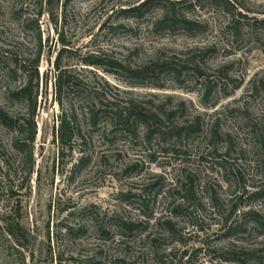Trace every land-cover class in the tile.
Returning a JSON list of instances; mask_svg holds the SVG:
<instances>
[{
  "label": "rangeland",
  "instance_id": "obj_1",
  "mask_svg": "<svg viewBox=\"0 0 264 264\" xmlns=\"http://www.w3.org/2000/svg\"><path fill=\"white\" fill-rule=\"evenodd\" d=\"M145 1L72 0L66 28L76 32L80 55L102 57L103 66L94 70L112 93L119 88L122 98L164 117L175 111L174 125L198 123L199 129L182 147L146 143L144 126L139 139L96 140L89 163L75 168L81 154L61 157L54 143L61 112L52 84L41 86L36 165L27 178L29 165L15 148L26 135L19 121L27 109L15 93L23 83L20 69L35 51L33 29L23 25L34 15V0H0V112L15 118L8 125L0 116V264H58L60 255L65 264H264V26L240 22L242 38L234 44L224 3L153 0L143 18L124 12ZM167 1L202 27L154 31L151 23ZM231 1L249 17L264 19V0ZM42 27L44 38L57 39L48 16ZM207 47L215 50L194 51ZM49 48L42 76L53 69L48 59L55 50ZM195 55L204 56V76L187 70L177 78L158 70L145 80L163 89L142 86L115 66L125 61L138 69L160 56L183 66ZM216 134L218 153L197 147ZM148 217L144 234L121 233V221ZM166 219L176 224L175 234L160 226ZM67 226H82L85 233L68 235Z\"/></svg>",
  "mask_w": 264,
  "mask_h": 264
},
{
  "label": "trees",
  "instance_id": "obj_2",
  "mask_svg": "<svg viewBox=\"0 0 264 264\" xmlns=\"http://www.w3.org/2000/svg\"><path fill=\"white\" fill-rule=\"evenodd\" d=\"M214 1L224 3L228 13L232 14L229 25L233 27L231 38L234 44L238 43L242 38L241 29L239 28L240 22L245 21L250 29L264 26V19L249 17L243 11H239L231 0ZM71 2L72 0H34L32 2L34 15L27 17L23 23L24 26L32 27L35 42V51L32 57L26 59L20 69L23 83L21 88L15 93V96L24 102L27 109L23 119H16L17 121L20 120L19 122H23L21 127L26 130V133L24 132L26 135L22 140H18L15 145L18 152H21L24 156L26 164L29 165L27 178L32 176L36 165L34 156L38 131L35 119L40 106V96H42L41 86L48 88L50 84L53 87V101L59 106L61 112L58 117V128L54 132V143L59 145L61 157L66 152L71 155L76 152L81 154V157L77 159L75 168L86 166L89 163L90 154L95 150L96 140L115 143L123 138L125 140L129 138L139 139V129L142 126H144L145 130L146 143L151 144L154 139H159L165 144V148L169 146L182 147V144L199 129L198 123L185 127L176 126L172 121L177 112L171 111L164 117L163 113L147 111L135 100L122 98L121 95L124 92L121 89L117 88V94H114L110 87H107L109 86L108 83L103 86L94 70L103 66L102 57L95 54L80 55L81 49H77L76 41L72 38L76 35V32L70 35V29L66 28L68 6ZM151 2L153 0H147L138 7L125 10L124 12L137 13L139 17L143 18L144 10ZM175 5L174 1H167V7L163 13L151 23L154 31L168 30L176 32L184 29L186 32H193L202 27L199 22L178 13ZM44 16H48L50 26L53 27L57 39L52 40L50 35L44 38L42 27ZM48 47H50L49 52L52 49L55 50V52H50L51 55L48 59L50 67L53 66V69L46 76H42L40 65ZM214 50V47H207L203 49L197 48L194 51L206 55ZM54 55L55 60L52 62ZM79 55L80 57L75 59L74 56ZM203 57L202 55L190 57V59L183 62V66L177 65L175 57L165 59L161 56L156 57L151 64L148 63L138 69H133L125 61H118L119 63H116L115 66L125 70L133 79H141L142 83L140 85L142 86L163 89L164 85L146 83L145 80L155 78L158 70L161 73L168 72L169 75H175L177 78L182 77L187 70L203 77L205 70ZM66 59H71L74 62L65 64ZM128 85L137 86L134 83H128ZM181 106L185 107L186 105L182 103ZM0 116L5 124L13 125L15 118L9 117L4 111L0 112ZM217 138L216 134L207 143L199 141L197 147L202 149L207 146L211 152L218 153L214 143ZM207 148H204V151ZM201 154L204 155V153ZM181 206L178 205L174 212H179ZM250 215L256 216L255 220L260 221V217L256 213H250ZM149 222H151L150 217L141 221L123 220L121 221V233L129 235L144 234ZM160 226L164 227L170 234L176 233V224L171 219L164 220ZM66 231L68 235L74 233L83 235L85 233V229L82 226L77 229L76 227L67 226ZM50 235L49 232L48 239L51 241ZM156 252V255L161 256L159 250H156ZM75 260L72 259L74 262ZM66 261L60 255L58 264H65L64 262Z\"/></svg>",
  "mask_w": 264,
  "mask_h": 264
}]
</instances>
